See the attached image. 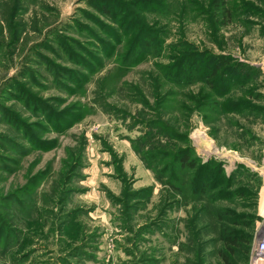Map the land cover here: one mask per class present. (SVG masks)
I'll return each instance as SVG.
<instances>
[{
  "label": "rangeland",
  "instance_id": "374dc122",
  "mask_svg": "<svg viewBox=\"0 0 264 264\" xmlns=\"http://www.w3.org/2000/svg\"><path fill=\"white\" fill-rule=\"evenodd\" d=\"M209 1L19 0L15 20H47L0 33V264H224V228L252 235L231 258L249 264L264 0H228V23ZM216 58L240 65L233 82L205 79ZM243 98L255 109L231 112ZM185 148L200 175L172 160Z\"/></svg>",
  "mask_w": 264,
  "mask_h": 264
},
{
  "label": "trees",
  "instance_id": "16d2710c",
  "mask_svg": "<svg viewBox=\"0 0 264 264\" xmlns=\"http://www.w3.org/2000/svg\"><path fill=\"white\" fill-rule=\"evenodd\" d=\"M19 0H10L9 2H5L2 7V21L0 22V33L5 28H8L10 33L12 32L17 36V39L19 40L21 34L24 32L26 26L28 25V28L33 32H38L40 28L44 27L46 24L45 17L40 19L35 11L33 14L29 17L27 20V23L19 18L15 20V17L13 16L16 13V10L19 9ZM208 11L211 13H220L221 17L223 18L222 21L224 23H228L232 20L233 17V5L228 2V0H210L209 4L207 5ZM106 12L107 10H103ZM12 22L15 23V27L12 28ZM13 30V31H12ZM141 40L140 43L141 46L144 49H150L154 44V39L150 35H144L141 34ZM188 46V45H186ZM188 49L186 48V51L184 52V55L182 56V60L184 61L191 60V58H194V53H188ZM189 55H188V54ZM193 54V55H192ZM192 56V57H191ZM218 59V62L220 66L213 65L209 66L206 69L205 79L210 83L212 78L218 76V73L220 72L221 68L224 70V72L229 73V75H232L233 77H229L228 79L233 82L235 80L236 75L238 74V66L239 64L233 63L232 65H228V62H225L226 58H216ZM214 61V59H211ZM181 61V60H180ZM216 61V60H215ZM221 67V68H219ZM171 68V67H170ZM179 69V67H177ZM246 106V107H245ZM230 111L234 114L241 113V109H255V106H253L251 103L247 101V99H233V101L230 102L229 105ZM188 112V108L186 110ZM172 160L179 165L181 169L184 170H197V165L195 159L191 158V153L188 148L185 149H178L176 152L173 153ZM172 163V162H171ZM171 165H169L170 167ZM201 168H205L202 166ZM207 170V169H206ZM206 170L203 169L202 172H205ZM198 174L200 175V168L197 170ZM207 184L205 185V187ZM202 187L200 190H203ZM220 240L222 242V249L220 251V258L224 262V264H233L231 261L232 257L240 256L242 258V262H245L248 256L249 248L252 241V235L249 233H244L243 231L231 229V228H224L223 232L220 236Z\"/></svg>",
  "mask_w": 264,
  "mask_h": 264
},
{
  "label": "built area",
  "instance_id": "2783aa9c",
  "mask_svg": "<svg viewBox=\"0 0 264 264\" xmlns=\"http://www.w3.org/2000/svg\"><path fill=\"white\" fill-rule=\"evenodd\" d=\"M264 73V64H263ZM249 264H264V234L256 240L255 252L252 254Z\"/></svg>",
  "mask_w": 264,
  "mask_h": 264
},
{
  "label": "crops",
  "instance_id": "0c3cea01",
  "mask_svg": "<svg viewBox=\"0 0 264 264\" xmlns=\"http://www.w3.org/2000/svg\"><path fill=\"white\" fill-rule=\"evenodd\" d=\"M260 169V176L262 177V186L260 187V191L258 194V202H257V213L258 215H264V159L262 160V165L258 168Z\"/></svg>",
  "mask_w": 264,
  "mask_h": 264
}]
</instances>
